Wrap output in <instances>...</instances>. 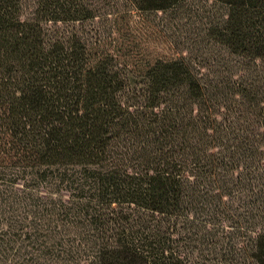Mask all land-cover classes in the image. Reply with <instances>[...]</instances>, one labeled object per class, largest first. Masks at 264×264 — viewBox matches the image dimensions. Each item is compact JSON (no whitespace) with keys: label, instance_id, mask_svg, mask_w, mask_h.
<instances>
[{"label":"trees","instance_id":"obj_1","mask_svg":"<svg viewBox=\"0 0 264 264\" xmlns=\"http://www.w3.org/2000/svg\"><path fill=\"white\" fill-rule=\"evenodd\" d=\"M182 1L0 0V264H264V0L206 70L145 15Z\"/></svg>","mask_w":264,"mask_h":264},{"label":"rangeland","instance_id":"obj_2","mask_svg":"<svg viewBox=\"0 0 264 264\" xmlns=\"http://www.w3.org/2000/svg\"><path fill=\"white\" fill-rule=\"evenodd\" d=\"M26 1L22 9V16L29 13L31 3L30 0ZM223 13L224 6L214 0H183L173 8L164 11L150 10L145 15L167 34L178 49L194 58L196 62L202 63V69L206 70L207 67L221 68L222 58L230 59L232 57L221 44L209 37L206 30L209 23L222 16ZM108 24V20L100 16L85 22L82 28H85L87 34L90 35L93 34L95 28L103 30L104 26H108ZM65 25L57 24L59 27ZM239 245V243H223L221 246L216 245L215 248L213 245L209 246L211 252L221 250L212 257L207 255L206 258H203L200 255L197 264H256L245 256V252L238 250ZM193 254L195 255L196 252Z\"/></svg>","mask_w":264,"mask_h":264}]
</instances>
